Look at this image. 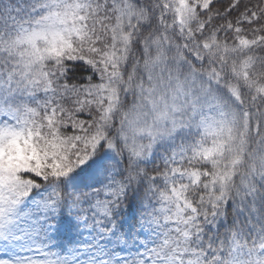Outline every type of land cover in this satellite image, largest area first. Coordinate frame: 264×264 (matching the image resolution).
<instances>
[{"label": "snow or ice", "instance_id": "snow-or-ice-1", "mask_svg": "<svg viewBox=\"0 0 264 264\" xmlns=\"http://www.w3.org/2000/svg\"><path fill=\"white\" fill-rule=\"evenodd\" d=\"M0 264H264V0H0Z\"/></svg>", "mask_w": 264, "mask_h": 264}]
</instances>
